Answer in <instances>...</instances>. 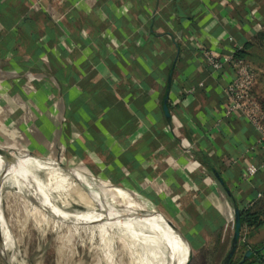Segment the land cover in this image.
<instances>
[{"label":"crops","instance_id":"1","mask_svg":"<svg viewBox=\"0 0 264 264\" xmlns=\"http://www.w3.org/2000/svg\"><path fill=\"white\" fill-rule=\"evenodd\" d=\"M247 43L260 82L264 0H0V146L67 157L82 188L103 172L164 222L157 205L194 216L193 250L223 264L236 209L264 189V140L226 113L233 65L204 53ZM247 242L264 264V225Z\"/></svg>","mask_w":264,"mask_h":264},{"label":"rangeland","instance_id":"2","mask_svg":"<svg viewBox=\"0 0 264 264\" xmlns=\"http://www.w3.org/2000/svg\"><path fill=\"white\" fill-rule=\"evenodd\" d=\"M263 53L260 56H264ZM260 60V59H259ZM261 79L258 77V79ZM258 95V101L264 109V77L258 82L256 80V92ZM0 145L1 142H0ZM2 147V146H0ZM3 148V147H2ZM8 150H14L16 152L26 151L20 146H10ZM37 153V152H36ZM33 153L35 156L24 155L32 163L38 164L40 167L45 168L50 173L61 177L65 176V170H61L60 166H57L54 162L41 161V158L36 156L45 157L48 159H53L60 161L63 167L67 168H82L81 166H76V164L70 163L67 157H62L59 160L57 156H53L52 153L39 154ZM23 155V154H22ZM83 169V168H82ZM90 176H94L105 182L113 183L107 176L102 172L91 173L86 170ZM73 185L77 186V182L74 178H68ZM114 185L121 187L123 189H131L126 185ZM79 185V184H78ZM134 190V189H133ZM136 195H132L136 200H154L153 197L142 193L138 190ZM80 193V192H79ZM79 193L72 194L68 201V210L72 211L76 223L78 225V232L74 224H60V222L51 218L49 221L44 222V214L46 212L37 213L34 210L35 204L30 200L24 193L18 191L17 188L7 187L1 194L3 196L1 201V209L4 221L7 223L10 234L14 240V248L8 250L6 255L4 252H0V264H7L4 260L2 253L7 257H14V261L11 264H138L136 258L133 256L139 252L141 248L149 247L153 252V257L160 259L161 264L162 258L161 254L156 252L155 244L149 240L148 232L146 229L139 225L138 228L131 229L128 225L122 224L118 221H112L105 218L98 217L99 214L95 212H89L90 208H99V206H93V199H88V201L82 199V195ZM158 204V202L156 201ZM158 209L167 217L166 222L167 227L170 231H178L181 229L185 233V238L192 244L194 242L196 232L194 225V216L188 220V215L178 219L170 214L163 206L157 205ZM152 210L155 214L157 213L156 207L154 206ZM161 219L162 216H160ZM172 222V223H170ZM174 224L177 228H175ZM193 224V225H192ZM114 227H121L124 229L125 234L130 239V243L125 246V244L120 240L122 237L121 233L117 232L116 239L113 241L112 249L109 250L108 247L105 249L106 241L103 238L104 230L108 231ZM156 229V226H153ZM175 229V230H174ZM188 230H191L188 232ZM177 233V232H176ZM234 231L232 229V238ZM0 237H2L0 233ZM140 244V245H138ZM141 246V248H140ZM218 249H215V252ZM1 251V250H0ZM80 252V253H79ZM193 257L189 264H221L222 259L210 258L207 260L205 255L193 250ZM237 251L234 255L236 257Z\"/></svg>","mask_w":264,"mask_h":264},{"label":"bare ground","instance_id":"3","mask_svg":"<svg viewBox=\"0 0 264 264\" xmlns=\"http://www.w3.org/2000/svg\"><path fill=\"white\" fill-rule=\"evenodd\" d=\"M23 154V155H22ZM24 155H33L31 152H16L9 150L0 155V233L2 235L3 252L6 255L8 250L14 248V240L10 234L7 223L3 219L1 192L7 187L17 188L24 193L35 204L34 210L37 213L46 212L44 222L51 218L57 219L60 224H74L76 232L78 225L72 211L68 210V201L72 194L79 193L82 199H93V206L89 212L99 214L98 217L118 221L128 225L131 229L142 225L148 232V238L156 246V252L161 254L163 264H188L193 257V246L185 240V233L181 229L170 231L160 217L143 204L136 202L132 195L138 192L131 189L118 187L110 182L98 178L92 179L90 188H82L77 184L73 185L68 178L76 180L77 171L75 168L62 167L60 161L48 159L41 156V161H52L61 170H65V176L58 177L36 163H32ZM44 158V159H43ZM80 182V181H79ZM101 185L102 189L98 188ZM156 226V229L153 227ZM175 230V229H174ZM177 232V233H176ZM1 252V251H0ZM80 253V252H79ZM13 263L14 257H9Z\"/></svg>","mask_w":264,"mask_h":264},{"label":"built area","instance_id":"4","mask_svg":"<svg viewBox=\"0 0 264 264\" xmlns=\"http://www.w3.org/2000/svg\"><path fill=\"white\" fill-rule=\"evenodd\" d=\"M204 60L214 70H221L227 64L233 65L234 77L226 88L228 115L243 114L262 134L264 140V112L254 98L252 91L256 84L257 73L254 67L243 58L221 56L218 53L207 51ZM257 172L256 166L248 169L250 175ZM245 241V237L243 238Z\"/></svg>","mask_w":264,"mask_h":264},{"label":"trees","instance_id":"5","mask_svg":"<svg viewBox=\"0 0 264 264\" xmlns=\"http://www.w3.org/2000/svg\"><path fill=\"white\" fill-rule=\"evenodd\" d=\"M252 46L253 44L247 43L244 48L238 49L236 51L235 57L246 59L248 55L247 50L251 48ZM260 194H261V197L255 200L253 204H251L250 206H246L242 209L241 208L239 209L242 227H241V236H240L239 246L237 249L238 255H241L245 248H247V250H252L253 252L254 251L259 252V253L261 252V246H252L251 244L247 242V240L253 234V232L264 225V189L261 190ZM151 197L154 198V196H151ZM102 232H103L102 236L104 240L106 241L105 246H103L104 249L108 247L109 250L111 251L113 241H115L117 237L116 236L117 232L121 233L122 237H120V240L125 244V246H127L130 243V239L125 234L124 229L121 227H114L108 231L104 230ZM244 237L246 238V241L243 240ZM133 256L136 258V261L138 264H161L160 263L161 260L154 258L153 252L147 246L144 248H141L139 252ZM240 261H241V258L237 262L236 261L235 262L232 261V263L230 262V264H238ZM204 263L207 264L208 262L205 261ZM248 263H249V259H247L242 264H248Z\"/></svg>","mask_w":264,"mask_h":264},{"label":"water","instance_id":"6","mask_svg":"<svg viewBox=\"0 0 264 264\" xmlns=\"http://www.w3.org/2000/svg\"><path fill=\"white\" fill-rule=\"evenodd\" d=\"M9 150L7 148H2L0 147V155L8 152ZM62 165V164H61ZM62 167H65V165H62ZM68 169V168H67ZM220 181L223 183V181L220 179ZM172 223V222H170ZM175 228H177L174 224H172ZM241 227H242V223H241V218H240V210L236 209L235 211V224H234V234H233V238H232V242H231V248L227 254V258L225 259L223 264H229L230 260L234 257L238 246H239V241H240V236H241ZM178 229V228H177ZM186 242L189 243V241L185 238ZM2 237H0V250L1 252L3 251V245H2ZM4 260L6 261L7 264H11L10 259L7 258L3 253H2ZM254 256V252L252 250H247L244 253V258L243 260L249 258V257H253ZM192 259V258H191ZM190 259V260H191ZM190 260L188 262V264L190 263ZM241 264V262L239 263Z\"/></svg>","mask_w":264,"mask_h":264}]
</instances>
